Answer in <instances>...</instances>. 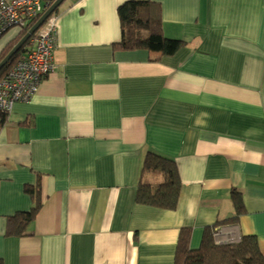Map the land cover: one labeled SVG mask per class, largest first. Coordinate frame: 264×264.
I'll list each match as a JSON object with an SVG mask.
<instances>
[{
	"label": "crops",
	"instance_id": "0c3cea01",
	"mask_svg": "<svg viewBox=\"0 0 264 264\" xmlns=\"http://www.w3.org/2000/svg\"><path fill=\"white\" fill-rule=\"evenodd\" d=\"M125 1L64 0L53 71L0 129L2 264H175L182 229L197 249L232 218L214 243L254 237L264 256V0H145L183 43L167 56L113 48ZM148 152L174 162L172 209L137 201L162 180ZM34 207L27 234L5 236Z\"/></svg>",
	"mask_w": 264,
	"mask_h": 264
},
{
	"label": "trees",
	"instance_id": "16d2710c",
	"mask_svg": "<svg viewBox=\"0 0 264 264\" xmlns=\"http://www.w3.org/2000/svg\"><path fill=\"white\" fill-rule=\"evenodd\" d=\"M55 0H43V4L52 5ZM57 11V10H56ZM56 13V12H55ZM54 13V14H55ZM120 24V40L113 45L115 50L149 49L150 45L161 46L164 56L175 54L182 46L180 40L164 37L161 27L159 4L145 0H128L117 9ZM40 15L30 21L18 35L6 45L0 54V61L10 52L18 41L38 20ZM30 47L29 41L12 56L8 64L0 70V78L13 66L23 59ZM8 114L0 111V129L7 122ZM143 173L160 174L162 180L151 185L148 181L141 182L137 190V201L151 206L172 209L178 196V177L174 162L153 152H148L143 161ZM37 198V194H33ZM37 207L26 213H17L9 217L5 226V236L21 237L27 234L26 228L31 222ZM234 218L217 223L204 230L202 240L197 249L189 247L190 230L182 229L176 245L175 264H264V256L260 252L254 237H242L238 243L216 244L213 232L222 224H229ZM0 264L2 261L0 260Z\"/></svg>",
	"mask_w": 264,
	"mask_h": 264
},
{
	"label": "built area",
	"instance_id": "2783aa9c",
	"mask_svg": "<svg viewBox=\"0 0 264 264\" xmlns=\"http://www.w3.org/2000/svg\"><path fill=\"white\" fill-rule=\"evenodd\" d=\"M48 7L43 4V0H0V37L10 29L20 31L25 28ZM56 21V15L51 14L35 36L28 40L30 47L25 57L14 63L0 78L1 112L8 114L15 104L29 103L36 94L41 79L53 71ZM217 235L213 233L214 237ZM216 244L221 243L217 241Z\"/></svg>",
	"mask_w": 264,
	"mask_h": 264
},
{
	"label": "water",
	"instance_id": "95a60500",
	"mask_svg": "<svg viewBox=\"0 0 264 264\" xmlns=\"http://www.w3.org/2000/svg\"><path fill=\"white\" fill-rule=\"evenodd\" d=\"M64 2V0H55L52 5H50L40 18L35 22V24L28 30V32L18 41V43L10 50V52L0 61V70L8 64L13 55H15L33 36L34 33L39 29V27L44 23V21L56 12L59 6Z\"/></svg>",
	"mask_w": 264,
	"mask_h": 264
},
{
	"label": "bare ground",
	"instance_id": "6f19581e",
	"mask_svg": "<svg viewBox=\"0 0 264 264\" xmlns=\"http://www.w3.org/2000/svg\"><path fill=\"white\" fill-rule=\"evenodd\" d=\"M33 36H35V33L33 34ZM214 234H215V231H214ZM225 244H228L227 242Z\"/></svg>",
	"mask_w": 264,
	"mask_h": 264
}]
</instances>
